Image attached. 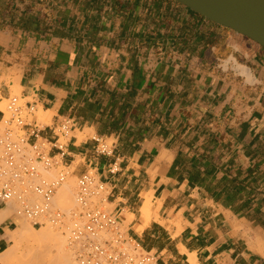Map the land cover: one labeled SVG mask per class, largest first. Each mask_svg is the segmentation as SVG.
Masks as SVG:
<instances>
[{
  "label": "crops",
  "instance_id": "0c3cea01",
  "mask_svg": "<svg viewBox=\"0 0 264 264\" xmlns=\"http://www.w3.org/2000/svg\"><path fill=\"white\" fill-rule=\"evenodd\" d=\"M19 85L52 115L43 139L74 123L63 165L95 172L157 264H264L262 46L175 0H0L1 95ZM7 207L0 253L21 223Z\"/></svg>",
  "mask_w": 264,
  "mask_h": 264
},
{
  "label": "built area",
  "instance_id": "2783aa9c",
  "mask_svg": "<svg viewBox=\"0 0 264 264\" xmlns=\"http://www.w3.org/2000/svg\"><path fill=\"white\" fill-rule=\"evenodd\" d=\"M5 100L6 112L0 109V204L16 202V215L34 227L42 228L46 222L60 226L65 216L53 209V199L69 173L61 170L53 179L45 174L60 166L68 169L63 159L75 125L67 120L52 141L45 140L34 125L35 104L18 96ZM28 128L34 129L31 134ZM31 137L36 138L34 143ZM93 141L99 155H113V142L97 136ZM77 203L69 238L78 264H157L154 253L122 230L119 218L107 207V186L96 174L79 178Z\"/></svg>",
  "mask_w": 264,
  "mask_h": 264
},
{
  "label": "bare ground",
  "instance_id": "6f19581e",
  "mask_svg": "<svg viewBox=\"0 0 264 264\" xmlns=\"http://www.w3.org/2000/svg\"><path fill=\"white\" fill-rule=\"evenodd\" d=\"M240 69L244 75H249L250 72L248 73V70L246 68L241 67ZM18 87H20V85ZM18 92L21 93V87L18 89ZM0 95H1V92H0ZM39 116L41 118H43V117L51 118L52 115H50L49 113H44V111L40 108ZM53 175H55V174H53V171L49 172L47 174V176L49 178ZM77 191H78V189L75 191V180L70 179L69 181H66L58 189V191H57V193L53 199V207L61 208L64 211L69 212L75 206V195H76ZM11 204L8 206H11ZM15 204H13L12 207H15L14 206ZM12 207H9V208L7 207V209H9V211L6 209L7 212L12 213V209H11ZM16 207H17V205H16ZM10 209H11V212H10ZM13 210H14V208H13ZM18 210H19V208H18ZM4 213H6V212H4ZM142 213H143L144 217L149 216V214H150V202H147L144 205V207L142 209ZM71 214H70V216H71ZM7 215H8V213L5 215V218L8 217ZM2 216H4V214ZM3 219H4V217H3ZM64 219H65V217H64ZM68 220H69V218H68ZM25 221L21 222L14 232L12 231L13 233H11V236H8L9 239L16 244L15 247L6 250L3 253H7L8 255H10V257L13 260L17 259L18 262L20 260H22V262H21L22 264H78L76 257H75L74 249H73L74 247H73V245H71V242H70L69 228L67 230V235L65 236L64 234L60 233V231L58 232V231L51 229L52 227H49V229H48L47 224L45 225V227H47V228L44 227L45 229L40 228V229L36 230L34 228L33 224L29 225V222L26 223ZM65 221H66V219H65ZM66 222H68V221H66ZM50 225L52 226V224H50ZM48 226H49V223H48ZM26 243H29V245H27V247L23 248L22 245H25ZM182 249H183V247H182ZM184 252H185V250H184ZM185 254L188 255V252ZM195 255L196 254H194V255L191 254V256H190V254H189L190 258H188V259H190L191 264H197V260H196L197 258L195 257ZM15 264H17V263H15Z\"/></svg>",
  "mask_w": 264,
  "mask_h": 264
},
{
  "label": "water",
  "instance_id": "95a60500",
  "mask_svg": "<svg viewBox=\"0 0 264 264\" xmlns=\"http://www.w3.org/2000/svg\"><path fill=\"white\" fill-rule=\"evenodd\" d=\"M264 48V0H175Z\"/></svg>",
  "mask_w": 264,
  "mask_h": 264
},
{
  "label": "rangeland",
  "instance_id": "374dc122",
  "mask_svg": "<svg viewBox=\"0 0 264 264\" xmlns=\"http://www.w3.org/2000/svg\"><path fill=\"white\" fill-rule=\"evenodd\" d=\"M18 89H19V87L18 86H16V87H14V88H11V96H18V97H21V93H19L18 92ZM4 99V97L2 96V95H0V100L1 99ZM27 101V100H26ZM6 104H7V101L4 99V100H2V102H0V109L2 110V111H4V112H6ZM48 118V119H47ZM34 120H37L38 121V123H39V125L40 126H45V125H49V124H51V118H49V117H43V118H41L40 116H39V112L38 113H36L35 114V116H34V118H33ZM47 119V120H46ZM75 135H78V137H79V140H80V142H82V141H85V140H87L88 138H90V137H93L94 136V134L93 133H90V132H87V133H85V134H83V135H80L79 134V132H77ZM109 142V144H111L113 141H111V140H109L108 141ZM61 170H66L69 174H68V176H67V179H66V181H69L70 179H73V180H75V191L78 189V180H79V178H77V177H72L71 176V173H72V170H70V169H65L63 166H60L59 168H55V169H53L52 171H53V174H55V175H53V176H51L50 177V179H53V178H55L57 175H58V173H60L61 172ZM51 171V172H52ZM90 173H92V174H95V172L94 171H92V170H90ZM48 174V173H47ZM47 174H45L46 176H47ZM51 175V174H50ZM49 176V175H48ZM47 176V177H48ZM49 178V177H48ZM77 188V189H76ZM77 194H78V191H77V193H76V195H75V206H74V208H72L69 212H66V211H64L63 209H61V208H55V207H53V209H55V211L56 210H59V211H61L63 214H64V216H65V219H66V221H68V222H66L65 221V219L63 220V223L60 225V226H54L53 224H52V226L50 225L51 223H49V226H48V223L46 222V224H47V227H48V229H49V227H52L51 229H53V230H55V231H60V233H62V234H64L65 236L67 235V230H68V228H70L71 226H72V223H73V220H74V214L75 213H77V211H79V206H78V203H77ZM149 202V201H148ZM16 202H12V204H11V206L10 207H12V205L13 204H15ZM16 205H17V207H16ZM15 207H12V208H14V214H16L17 213V211H18V204L16 203L15 205H14ZM108 207V209L111 211V207L110 206H107ZM69 213V214H68ZM72 213V214H71ZM70 214H71V216H70ZM68 215V216H67ZM18 217V216H17ZM68 218H69V220H68ZM145 218H148V217H145ZM18 219L20 220V222H24L25 221V219L24 218H20V217H18ZM26 223L27 222H29V221H25ZM70 222V223H69ZM119 222H120V225H121V228H122V230L123 231H127V225L126 224H123L122 222H121V219H119ZM68 223V224H67ZM45 224V225H46ZM29 225H31V223L29 222ZM45 226H43L42 228H44ZM47 227H45V228H47ZM67 227V228H66ZM36 230H38V229H40L39 227H34ZM44 228V229H45ZM38 238V237H37ZM40 238V237H39ZM15 243L13 242L12 244H11V246H10V248L9 249H11V248H13V247H15ZM27 245H29V243H26L25 245H22V247L24 248V247H27ZM26 249V248H25ZM20 260V259H19ZM24 261V260H23ZM17 263V264H22L21 262H22V260H20L19 262H18V260L17 259H12L11 257H10V255H8L7 253H0V264H15V263Z\"/></svg>",
  "mask_w": 264,
  "mask_h": 264
}]
</instances>
